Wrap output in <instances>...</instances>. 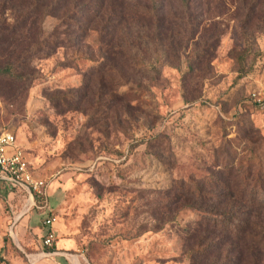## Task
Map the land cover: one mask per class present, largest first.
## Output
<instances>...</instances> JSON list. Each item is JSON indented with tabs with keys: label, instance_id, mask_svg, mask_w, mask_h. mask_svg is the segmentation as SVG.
Instances as JSON below:
<instances>
[{
	"label": "rangeland",
	"instance_id": "374dc122",
	"mask_svg": "<svg viewBox=\"0 0 264 264\" xmlns=\"http://www.w3.org/2000/svg\"><path fill=\"white\" fill-rule=\"evenodd\" d=\"M29 2L0 0V27L30 11V42L41 30L55 44L33 55L24 100L0 98V131L16 137L46 182L47 209L31 208L23 219L31 231L18 237L0 226V264H246L236 252L243 243L206 228L188 207L240 214L238 200L264 180V108L250 99L264 96V0H160L172 44L160 52L152 21L119 19V1L73 3L72 22L63 10L31 17ZM244 37L253 47L241 61ZM121 41L135 45L136 67L116 49ZM248 150L247 177L237 168ZM223 160L234 167L228 178ZM218 176L224 185L206 184ZM225 197L232 204L218 205ZM0 208L13 219L3 196ZM198 245L206 256L194 259Z\"/></svg>",
	"mask_w": 264,
	"mask_h": 264
},
{
	"label": "trees",
	"instance_id": "16d2710c",
	"mask_svg": "<svg viewBox=\"0 0 264 264\" xmlns=\"http://www.w3.org/2000/svg\"><path fill=\"white\" fill-rule=\"evenodd\" d=\"M80 0H34V3H30L33 7L34 13L31 17L37 16L39 20L45 18L48 15H52L55 11L59 12L61 10L65 11L67 19L72 22L75 15L76 5L73 3H78ZM119 1L118 11L120 12L119 19L127 21L138 20H150L153 23L152 34L153 40L159 49H170L172 44L168 40V37L162 31V19L159 15L160 0H144L143 5H130L128 6V0H114ZM146 1V3H145ZM73 8V10H71ZM27 11L21 18L22 23L18 22L9 28L0 27V98L3 102H15L24 95L21 100H24L26 93L31 88L32 78L30 77V65L31 59L35 53H43L47 51L50 46L55 44L48 37H44L41 30L37 31V40L33 43L30 42L32 38V32L29 28H26L25 20L28 16ZM247 17L245 20H247ZM29 18V17H28ZM63 19V20H64ZM254 39V36L253 38ZM164 40H167L165 42ZM244 45L239 53V59L245 60L251 54L250 47H253L251 38L244 37ZM122 42V41H121ZM250 43V44H249ZM31 47V49H30ZM118 52L127 59V61L133 60L129 63L132 68L139 65L134 62L135 55L133 50L135 45L127 41H123L116 48ZM32 50V51H31ZM202 53L203 55H209L212 50L207 47ZM133 54V55H132ZM4 84H3V83ZM186 104L189 103L187 99L184 100ZM248 158H242L237 170L242 167L244 169V176H250L252 174V169L250 167V162L253 160V153L248 150ZM228 160V159H227ZM223 160L220 164L219 170L228 173L226 178L230 177L229 173L234 167L230 164L231 161ZM255 165V164H254ZM235 172L237 175L238 172ZM221 173V172H220ZM258 174V173H257ZM220 176L210 177L207 181V185H214V181L224 185L221 181ZM213 181V182H211ZM213 183V184H212ZM247 184L246 186H248ZM223 189H226L224 187ZM264 180L260 181L257 178L253 181L249 188V196L246 199H241L239 201L240 214H235L234 211L229 210L227 213L221 214L217 212H210L213 206L202 207L203 209H195L193 207H188L193 212H195L199 217V221H202L206 228H210L214 231H219V234L225 235L231 238L238 245L239 243L244 244V248L241 246L236 247L237 255L245 257L248 261L246 264H264ZM195 193L200 191L199 188L193 190ZM259 191V192H258ZM229 200L225 198L219 199L218 205H228L232 204ZM210 200V199H209ZM216 199H211L213 205ZM201 224V223H199ZM55 246L53 245L51 249H45L46 253L53 252ZM205 254V255H204ZM189 255L194 259L197 256H206V250L202 246L198 245L194 250H192ZM193 259V260H194ZM192 260V262H193ZM191 262V263H192ZM194 263V262H193ZM241 258L236 257L235 264H241Z\"/></svg>",
	"mask_w": 264,
	"mask_h": 264
},
{
	"label": "built area",
	"instance_id": "2783aa9c",
	"mask_svg": "<svg viewBox=\"0 0 264 264\" xmlns=\"http://www.w3.org/2000/svg\"><path fill=\"white\" fill-rule=\"evenodd\" d=\"M250 99L260 108H264V96L261 92H253ZM15 144L16 139L12 134L0 133V181H5L9 188L25 196L21 207L22 215L28 213L31 208L45 211L47 209V184L44 180L34 177L24 161L22 150ZM42 224L46 228L42 244L46 248H51L55 241L51 231L52 221L45 218Z\"/></svg>",
	"mask_w": 264,
	"mask_h": 264
},
{
	"label": "crops",
	"instance_id": "0c3cea01",
	"mask_svg": "<svg viewBox=\"0 0 264 264\" xmlns=\"http://www.w3.org/2000/svg\"><path fill=\"white\" fill-rule=\"evenodd\" d=\"M2 132H6V131H0V133H2ZM15 139H16V137H15ZM15 146L18 147L20 150H22V148H20L21 146L17 143V139H16ZM22 152H23L24 161L28 164L27 157H26L24 150H22ZM28 166H29V164H28ZM29 168H30V166H29ZM0 196H3V198L6 200V203L9 207V209L12 208V210L10 209V212H11V215L13 216L12 220H11L10 214L8 215V217H6L0 208V226H2L3 228H6V230H9V228L11 230V228L13 227L14 231L17 233V237L20 234H23V231L25 229L31 231L28 224H25L23 222V219L27 214L26 213V214L22 215V210H21V207L24 203L25 196H23L19 192H16L15 190L9 188V185L5 181H0ZM12 212H13V214H12ZM9 220H11L10 223L8 222L10 225L7 223V221H9ZM12 221H14V223ZM31 244H32L31 242L26 243V245H31Z\"/></svg>",
	"mask_w": 264,
	"mask_h": 264
},
{
	"label": "bare ground",
	"instance_id": "6f19581e",
	"mask_svg": "<svg viewBox=\"0 0 264 264\" xmlns=\"http://www.w3.org/2000/svg\"><path fill=\"white\" fill-rule=\"evenodd\" d=\"M19 218V217H18ZM17 218V219H18ZM33 259H36V260H38L39 259V256H35ZM74 264V263H73Z\"/></svg>",
	"mask_w": 264,
	"mask_h": 264
},
{
	"label": "water",
	"instance_id": "95a60500",
	"mask_svg": "<svg viewBox=\"0 0 264 264\" xmlns=\"http://www.w3.org/2000/svg\"><path fill=\"white\" fill-rule=\"evenodd\" d=\"M46 255V254H45ZM48 256H49V254H48Z\"/></svg>",
	"mask_w": 264,
	"mask_h": 264
}]
</instances>
